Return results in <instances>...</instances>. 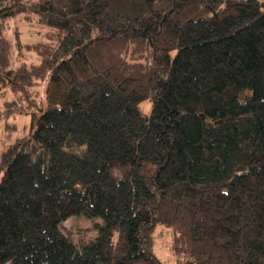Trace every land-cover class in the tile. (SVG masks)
<instances>
[{"label":"trees","instance_id":"trees-1","mask_svg":"<svg viewBox=\"0 0 264 264\" xmlns=\"http://www.w3.org/2000/svg\"><path fill=\"white\" fill-rule=\"evenodd\" d=\"M20 12L41 41L6 37ZM19 113L0 264H165L159 224L175 264H264V0H0V118ZM72 214L97 234L70 240Z\"/></svg>","mask_w":264,"mask_h":264},{"label":"rangeland","instance_id":"rangeland-1","mask_svg":"<svg viewBox=\"0 0 264 264\" xmlns=\"http://www.w3.org/2000/svg\"><path fill=\"white\" fill-rule=\"evenodd\" d=\"M25 13L20 12L7 21L5 28L6 37H10L11 40L14 41V36L17 34L20 36L23 43L41 41L44 36L42 26L40 27V25L34 21L35 15L33 13ZM24 14L26 15L25 17ZM21 52L23 54L22 56H18L17 51L14 52L15 65H17L20 59L25 61L36 60V54L33 51L22 48ZM34 88L37 94L40 95V93H42L43 84L39 82ZM139 106L142 111H148L150 108V104L147 101H142ZM28 128V115L19 113L14 118H0V151L15 140L26 135ZM99 220V217L72 214L60 223V230L64 235L70 238V240L77 243L82 242L97 234L96 224ZM172 236V230L162 224L157 225L153 232L155 240L154 250L165 264H175L171 247Z\"/></svg>","mask_w":264,"mask_h":264}]
</instances>
